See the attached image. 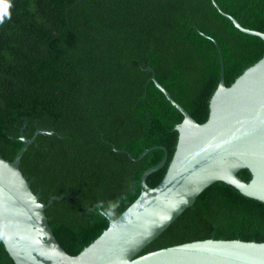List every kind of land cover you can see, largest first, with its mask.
I'll return each mask as SVG.
<instances>
[{
  "label": "trees",
  "instance_id": "obj_1",
  "mask_svg": "<svg viewBox=\"0 0 264 264\" xmlns=\"http://www.w3.org/2000/svg\"><path fill=\"white\" fill-rule=\"evenodd\" d=\"M78 1L0 0V13L7 6L0 17V155L14 159L23 142L12 137L22 129L27 137L56 131L36 136L21 170L43 202L65 195L46 214L72 255L137 199L143 172L165 155L155 149L135 160L120 149L136 158L155 145L167 148L166 166L147 179L151 187L174 155L184 116L150 81L148 65L203 123L220 81L212 38L228 86L264 56V40L237 28L212 0ZM217 2L264 32V0ZM239 175L252 178L248 168ZM208 238L264 242V201L216 181L139 255ZM0 264H16L1 236Z\"/></svg>",
  "mask_w": 264,
  "mask_h": 264
},
{
  "label": "water",
  "instance_id": "obj_2",
  "mask_svg": "<svg viewBox=\"0 0 264 264\" xmlns=\"http://www.w3.org/2000/svg\"><path fill=\"white\" fill-rule=\"evenodd\" d=\"M213 3L241 31L264 40L263 31L243 26L217 0ZM212 39L220 55V81L210 100L209 117L203 123L174 98L159 81L154 67L148 65L150 81L184 116L176 125V150L162 181L151 187L147 179L166 166L167 148L155 145L136 158L120 149L135 160L155 149L164 150L165 155L143 172L137 199L116 219L109 217V226L76 255L60 244L46 214V209L65 195H53L43 202L21 170L22 157L36 136L54 135L56 131L37 129L27 137L22 129L19 137H12L23 145L13 160L0 155V236L16 264H264V242L242 239L195 240L139 255L216 181L264 201V56L228 86L222 48ZM244 168L252 173L249 181L239 175Z\"/></svg>",
  "mask_w": 264,
  "mask_h": 264
},
{
  "label": "snow or ice",
  "instance_id": "obj_3",
  "mask_svg": "<svg viewBox=\"0 0 264 264\" xmlns=\"http://www.w3.org/2000/svg\"><path fill=\"white\" fill-rule=\"evenodd\" d=\"M3 15H7V6H5L3 13H0V17H2Z\"/></svg>",
  "mask_w": 264,
  "mask_h": 264
},
{
  "label": "bare ground",
  "instance_id": "obj_4",
  "mask_svg": "<svg viewBox=\"0 0 264 264\" xmlns=\"http://www.w3.org/2000/svg\"><path fill=\"white\" fill-rule=\"evenodd\" d=\"M206 4H207V3H206ZM206 4H205V5H206ZM201 5H202V4H201ZM220 5H221V4H220ZM203 6H204V5H203ZM205 7H206V6H205ZM202 8H203V7H202Z\"/></svg>",
  "mask_w": 264,
  "mask_h": 264
},
{
  "label": "clouds",
  "instance_id": "obj_5",
  "mask_svg": "<svg viewBox=\"0 0 264 264\" xmlns=\"http://www.w3.org/2000/svg\"><path fill=\"white\" fill-rule=\"evenodd\" d=\"M0 23H2V21H0Z\"/></svg>",
  "mask_w": 264,
  "mask_h": 264
},
{
  "label": "flooded vegetation",
  "instance_id": "obj_6",
  "mask_svg": "<svg viewBox=\"0 0 264 264\" xmlns=\"http://www.w3.org/2000/svg\"><path fill=\"white\" fill-rule=\"evenodd\" d=\"M213 1V0H212ZM214 4V3H213ZM220 5V4H219ZM222 8V7H221Z\"/></svg>",
  "mask_w": 264,
  "mask_h": 264
}]
</instances>
